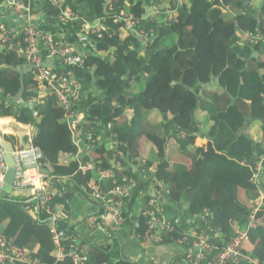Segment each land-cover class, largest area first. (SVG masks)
<instances>
[{"label":"trees","instance_id":"trees-1","mask_svg":"<svg viewBox=\"0 0 264 264\" xmlns=\"http://www.w3.org/2000/svg\"><path fill=\"white\" fill-rule=\"evenodd\" d=\"M73 1L67 0V4L88 19L111 17L121 10L132 13L140 20L137 29L153 30L154 34L145 44L124 23L110 20V29L101 37L91 35L93 51L87 55L86 67L71 68L83 83L97 82L103 90L102 98L82 103L88 116L85 127L99 125L103 141L92 150L86 148L91 154L79 157L85 161L72 158L67 164L60 163L61 152L76 155L84 147L79 149L73 143L63 106L55 95L48 94L36 106L27 103L29 98L39 95L33 67L1 42L0 91L12 101L9 104L4 99L0 101V118L15 117L18 122L31 124L36 129L33 142L42 149L54 172L69 176L65 186L63 183L59 186L64 191L55 197V202L65 206L69 217L74 199L85 197L83 189L93 177L92 171H79L81 164L100 161L94 167L113 169L123 161L130 169L131 164L140 165L141 160L130 156L128 163L127 154L140 155L150 163L158 162L155 175L169 188L170 203L182 197L191 217L208 214L211 221L204 224L208 240L225 245L239 225H244L254 206L252 201L259 195L251 178L258 157L264 156V0H186L177 7L173 19L163 23L147 14L157 5L163 12H170L176 7L174 0H77L79 5ZM256 2L260 4L255 6ZM109 4L114 9L110 14ZM167 4L170 6L165 8ZM259 6L261 13L255 17ZM247 31L259 37L258 44L245 37ZM46 33L55 41L57 51L68 46L57 36ZM255 51L259 53L256 57ZM47 55L45 51L43 61L53 73L67 71L64 65L57 64L58 56L50 59ZM17 99L24 103L16 105ZM128 110L132 113H127ZM196 111L200 112V119L196 118ZM168 122L169 130L165 128ZM198 135L209 140L206 148L194 145ZM142 141L150 145L143 146ZM109 142L115 145L111 147ZM171 142L179 153L191 159L189 164L168 159L167 146ZM123 176L134 175L130 170L115 168L118 183L123 182ZM150 184V179L138 181L127 206L124 229L113 239L101 245L90 243L67 219L58 217L56 230H65L69 236L64 242L65 258L56 260L52 234H42L33 255L42 262L77 264L71 255L74 251L71 244L75 242L71 236L76 235L79 240L75 251L86 250V259L80 264H146L122 254L124 239L141 233L142 238L137 241L142 243L179 244L186 232L176 222H172V229L146 234ZM21 200L15 194L0 191V233L19 246L29 247L39 222L20 211L24 204ZM47 216L40 213V219ZM253 224L243 250L264 263V217ZM181 245L185 247L184 254L175 257L172 264H189L188 244ZM210 260L213 255L201 264Z\"/></svg>","mask_w":264,"mask_h":264},{"label":"built area","instance_id":"built-area-1","mask_svg":"<svg viewBox=\"0 0 264 264\" xmlns=\"http://www.w3.org/2000/svg\"><path fill=\"white\" fill-rule=\"evenodd\" d=\"M186 0H174L176 7L171 9L167 20H172L178 6L184 4ZM47 2L58 11V20L62 24H71L77 18L78 14L67 4L64 0H47ZM108 10L113 11V5L109 4ZM9 14L12 20L2 19L4 14ZM174 13V14H173ZM111 17L101 19L98 23H93L88 26V33L98 35L101 37L104 31L110 29L109 21L114 23H124L128 30H136L140 20L136 19L132 13L124 10L112 13ZM35 13L31 12V8L21 0H0V42L7 44V49L17 52V55L26 60L30 66L33 67L32 72L37 77L38 96L31 97L27 100L30 105H37L43 103L48 94L55 95L61 102L64 109V118L72 134L73 143L82 149L83 145L91 150L103 141V136L98 132L95 125L86 128L85 120L88 118L84 110H82L83 101L81 92L83 89L82 82L71 71V68L79 67L84 69L86 67V56H82L73 47H63L57 51L55 41L48 35L40 26ZM139 35L137 33H134ZM245 37L252 43L258 44L259 37L251 31L244 32ZM48 51L47 57L56 59L58 56L60 61L57 64L64 65L67 71L60 73H53L43 61V53ZM7 96L0 91V101L6 99ZM12 101V100H11ZM10 101V102H11ZM6 101V104L10 103ZM16 105L23 104L21 100H15ZM18 117V116H17ZM17 119V118H15ZM22 127V126H21ZM110 127V125H109ZM29 148L16 143L12 145V156L15 167V182L14 190L17 192H27L36 195L38 203L42 209H48V203L54 197L64 191L65 188H59L61 183L67 182L61 176L52 174L53 166L45 157L42 149L33 142L34 134L28 132ZM111 147L115 144L109 142ZM80 152V151H79ZM81 153L74 155L75 158L80 159ZM73 155L71 153L63 152L61 162L67 164ZM123 156V154H121ZM127 159V158H126ZM100 162V161H99ZM95 163L94 164H99ZM126 162L131 163L128 159ZM125 162L119 161L114 165L113 169H103L100 165L95 166L90 162L80 165L79 170L82 173L92 171L96 177L92 178L87 186L84 187L85 193L89 194L95 201L98 202L96 212L90 218L89 229L98 235L106 238H112L116 231L123 227V223L128 218L127 209L128 203L132 201L133 189L137 187L138 181L150 179V205L146 209V214L149 215L148 229L146 234L152 231H167L173 228L174 222L170 217L167 218V196L169 195V188L167 185L155 179L156 170L154 168H146L142 163L140 165L131 164L132 167L126 168ZM9 166L6 159V151L0 144V191L4 185V179ZM115 168L123 171H131L134 176H123V182H119L115 178ZM255 175L252 181L255 183L259 195L256 199L257 208L250 215L244 225H239L237 233L225 245H218L210 242L206 236L207 228L204 224H208L211 218L205 214L198 218L199 226L193 233H185V236L179 241L181 244H188L186 251V258L189 264H201V261L208 259L209 255H213V260L206 264H262V262L255 257H251L243 250V242L247 239L248 232L251 226L256 222L257 211L264 206V156H261L256 163ZM132 177V178H131ZM113 181L114 184L109 183ZM55 183V191L53 184ZM138 203V201H137ZM129 215V214H128ZM58 216H55L57 219ZM217 236H220L218 233ZM67 237L65 230H56L55 226V248L57 250V261H62L65 258V247L63 241ZM133 239L142 238L141 233L133 234ZM75 242L71 244L74 249L72 254L75 260L80 263L86 259L84 252H77L75 243L78 237L73 235ZM156 239H160L157 237ZM190 250V252H189ZM57 261L55 264H58ZM23 264H49L32 258L29 250L20 248L8 241L3 235H0V263H17Z\"/></svg>","mask_w":264,"mask_h":264},{"label":"crops","instance_id":"crops-1","mask_svg":"<svg viewBox=\"0 0 264 264\" xmlns=\"http://www.w3.org/2000/svg\"><path fill=\"white\" fill-rule=\"evenodd\" d=\"M21 1H24L28 6L33 8V11L36 14L37 19L39 21L40 27L45 32H48V33L62 39L63 41L66 42L65 43L66 45H68L69 47L75 48L80 55L86 56L88 58V56H87L88 53L93 51V47H92L93 43L90 40L91 39L90 37H91V35H94V34L88 33V26L93 24V23H98L101 20L100 19L101 17L97 18V19H88L83 14H80L79 12L74 10L78 14V18L71 24H62L58 20V11L55 8H53L47 2V0H21ZM64 1H65V3H67V0H64ZM73 2H75L77 5H79V1L74 0ZM259 4H260V2H256L255 6H258ZM167 18H168L167 15L163 14V15H160L157 18V20H167ZM2 19L12 20V17L9 14L5 13L4 16H2ZM87 58H86V60H87ZM80 76L84 77L82 75H80ZM78 79L83 84L82 101L87 102L88 99H90V98H96V99L102 98L103 90L101 88H99L97 82L83 83V81L80 79V77ZM4 96H7L6 99H4L5 103H6V101L10 102L12 100V98L9 95H4ZM18 100H21V99H18ZM21 101H22V103L24 102L23 100H21ZM86 104H88V103H86ZM127 113H132V111L128 110ZM4 118H8V119H4ZM196 118L197 119L201 118V114L198 111H196ZM159 119H162V117H160ZM2 121H5L6 123L2 124ZM12 122H15V125L17 127L19 126V128H21V129L23 127V128H30V130L27 132H20L17 130V127L16 128H4V127H2L3 125H6V124H9ZM86 127H88V126H86ZM165 128L167 130L170 129V122L165 124ZM2 132H4L3 136H4L5 141H7L9 143H11V142L13 143L14 139H15L14 137H17V140L19 142H21L22 139L27 141L26 140V138H27L26 134L28 132L35 133L36 129L33 128L31 124H23L21 122L19 123L17 120H15L14 117H2V118H0V134H2ZM141 143H143V146L147 145V147L150 145V143H147L144 141H142ZM208 143H209V140L205 137H202L201 135L195 136V138H194V145L196 147L206 148L208 146ZM83 147H84V149L82 150V153L80 155L86 156V153L88 155V153H90V152L87 151L86 145H83ZM62 153L63 152H61L59 155V159H60L59 162L60 163H62L61 162ZM166 153H167L168 159L172 163L189 164L191 162V159H189L187 156H185V155H183L177 151V149L174 147L173 142H171L167 146V152ZM94 155H96V154H92L93 157H94ZM96 156L97 157H94V158H98V155H96ZM127 156L128 157L126 160H128L130 156H135L141 160V163L143 165L146 166L147 164H149V165H152L151 167L154 168L155 170L157 169V165H156L158 163L157 161H153L154 163H150L148 161V159H146V157H143L140 155L137 156V155L127 154ZM70 160H72V157ZM78 160H79V162H81V161H85L86 159L80 158ZM151 167H149V168H151ZM92 172H93V170H92ZM52 174H55L54 168L52 169ZM59 176H61L63 179H66L69 177L66 175H59ZM94 177H96V174L93 172L92 178H94ZM155 179L159 180V178L157 176H155ZM53 190L55 191V183L53 184ZM14 194H16V193H14ZM16 195H17V197H20L21 199L24 200V201L21 200V202H23L24 204H21L20 211L25 213V214L28 213L29 215H31L33 217V220H37L39 222V226L37 227V230L39 229V231L35 232L36 236H34L30 240V242L28 244L29 247H27L29 249H33V248L35 249V247L38 244H40L39 243L40 238L43 234V231L41 229H43V227L45 225L51 226L52 229L50 230V234H49V235H51V232L53 231V222L51 221L50 218H48V219L41 218L40 219V212L38 209V198L35 194L34 195H31V194L25 195V193H23V195H22V194L17 193ZM169 195L167 196L168 199H167V203H166L168 216L174 222L179 224L185 232L193 233L195 231V229H197V227L199 226V221H198L199 217L193 218L189 215L187 202L185 200H183L182 197H177V198H181V199H173L170 203ZM81 198L87 204L85 205V203L82 200V207L77 208L76 210L73 208L71 217L68 216V215H70L69 213L67 215L66 208L62 203L55 202V197L52 199L53 204L49 205V207H48L49 211L52 212L55 216L67 219L66 222H68V224L71 226L73 225L74 229L77 233H79L81 235H86L88 237L90 243H94V244L96 243V244L101 245L106 241V238L98 235L97 233H95L89 229L90 218L96 212L98 202L95 201L87 193H85V197L83 196ZM73 210H74V212H73ZM130 216H131V214H130ZM84 218H85V220L83 221ZM123 229H124V227L121 230H123ZM121 230H118L115 235H119V232ZM11 242L13 244H15L13 241H11ZM121 246H122V254L125 257L133 258V259H135L141 263H146V264H149V263H152V264H172L174 262L175 257L182 256L184 254V251H185V247L183 245H181L180 243L179 244H168V245H154L151 243L139 242V241H137V239H135V238L133 239V237H131L130 240L124 239ZM83 251L85 253L86 250L84 249ZM183 264H187V263L183 262ZM262 264H264V263L262 262Z\"/></svg>","mask_w":264,"mask_h":264},{"label":"rangeland","instance_id":"rangeland-1","mask_svg":"<svg viewBox=\"0 0 264 264\" xmlns=\"http://www.w3.org/2000/svg\"><path fill=\"white\" fill-rule=\"evenodd\" d=\"M168 6H170L169 4H167V5H165V8H167ZM152 10H150L149 12H148V14H147V16L148 17H154V18H158L160 15H163L164 14V12L159 8V6L157 5V6H155V7H152L151 8ZM174 14V13H173ZM167 15V17L169 16V14H166ZM157 22H161V23H163V22H165L166 20H156ZM133 32H135V33H137V34H139V37H141L142 38V40H143V42L146 44L147 42H149L151 39H153V37H154V34H153V30H149V31H145L144 30V28H141V29H136V30H134ZM215 84H216V82H215ZM217 85V84H216ZM81 96H82V92H81ZM2 127H4V128H16L17 126L15 125V122H12V123H9V124H6V125H3ZM17 130L18 131H20V132H25V131H29L30 130V128H19V126L17 127ZM4 133V132H3ZM34 134V133H33ZM15 139H14V141H16L17 140V137H14ZM26 140L28 141V138H26ZM27 141H25V140H23L22 139V141L21 142H18L19 144H21V145H25V144H27L28 142ZM261 156H263V155H261ZM261 156H259L258 157V161H259V159H260V157ZM94 157H97L96 155H94ZM257 161V162H258ZM255 170V169H254ZM256 173V172H255ZM255 173H254V175H255ZM254 175H252V178H253V176ZM252 178H251V181H252ZM262 179L264 180V175L262 176ZM253 182V181H252ZM254 183V182H253ZM14 193H18V194H22L23 195V193H25V195H29L30 193H27V192H17V191H15V190H13V192L12 193H10V195L11 194H14ZM15 194V195H16ZM32 195V194H31ZM258 198V197H257ZM256 198V199H257ZM256 199L255 200H253L252 201V204H254V206H253V208L251 209V212L249 213V215H248V217H247V219L250 217V215H252V213L256 210V208H257V204H256ZM82 198L81 197H78V198H76L74 201H73V208L76 210L77 208H80V207H82ZM250 200V199H249ZM83 202L85 203V201L83 200ZM53 204V200L52 201H50L49 203H48V207H49V205H52ZM87 203H85V205H86ZM249 204V206H251V203L249 202L248 203ZM38 209H39V212L40 213H45V214H47L48 216H47V219L48 218H50L51 219V221L53 222V231L51 232V234H52V241H53V245H54V247H55V240H54V235H55V215L52 213V212H50L49 211V208L48 209H42L41 207H40V205H39V203H38ZM260 212H262V214H259ZM85 216V215H84ZM83 216V217H84ZM261 216H263L264 217V206L262 207V208H260L258 211H257V214H256V220L257 219H261ZM52 229V227L51 226H48V225H45L44 227H43V229H41L42 231H43V235L44 236H48L49 234H50V230ZM250 230H251V228H250ZM249 230V231H250ZM36 231H39V229L38 230H36ZM249 233V232H248ZM0 235H3L8 241H10L11 242V240H9L3 233H0ZM71 238H73V236H71ZM69 239V236L67 235V237L65 238V240L63 241V245H64V247H65V251H66V245H65V241H67ZM78 240H79V238H78ZM244 243V242H243ZM16 245V244H15ZM16 246H18V247H20V248H23V249H26V250H29L30 251V253H31V257L32 258H36V259H39V257H36V256H34L33 255V249H29V248H27V247H22V246H19V245H16ZM245 252V251H244ZM245 253H247V252H245ZM247 254H249V253H247ZM72 255V257L74 258V260H75V256L73 255V254H71ZM250 255V254H249ZM251 256V255H250ZM252 257V256H251ZM40 260V259H39ZM260 260V259H259ZM261 261V260H260ZM75 262H77L76 260H75ZM44 263H48V262H44ZM4 264H23V263H21V262H17V263H4ZM49 264H55V262H53V263H49ZM77 264H80V263H78L77 262ZM242 264H245V263H242Z\"/></svg>","mask_w":264,"mask_h":264},{"label":"water","instance_id":"water-1","mask_svg":"<svg viewBox=\"0 0 264 264\" xmlns=\"http://www.w3.org/2000/svg\"><path fill=\"white\" fill-rule=\"evenodd\" d=\"M30 7V6H29ZM31 8V12L34 13L33 8ZM261 13V8L259 7L258 11L256 13H254V16L257 17L259 16ZM40 26V25H39ZM258 51H255L253 56H258ZM235 102V99L233 100V103ZM0 144L4 147L5 151H6V159H7V163H8V170L6 172L5 175V179H4V185L2 187V190L6 193H12L14 190V182H15V167H14V159L12 156V150L13 147L11 145V143L5 141L3 134H0ZM24 147L29 148L30 144L27 143L24 145ZM75 159V157H72Z\"/></svg>","mask_w":264,"mask_h":264},{"label":"clouds","instance_id":"clouds-1","mask_svg":"<svg viewBox=\"0 0 264 264\" xmlns=\"http://www.w3.org/2000/svg\"><path fill=\"white\" fill-rule=\"evenodd\" d=\"M14 118H15V117H14ZM15 120H16V119H15ZM19 123H20V122H19ZM32 127H33V126H32ZM22 128H23V127H22ZM33 128H34V127H33ZM25 132H27V131H25ZM31 133H32V132H31ZM2 134H3V132H2ZM35 134H36V132L34 133V136H35ZM34 136H33V137H34ZM18 142H19L18 140H16V142H14V143L11 142V145H14V144H16V143H18ZM72 157H74V155H73ZM127 219H128V218H127ZM127 219H126L125 221H127ZM122 228H123V227H122ZM122 228H121V229H122ZM121 229H120V230H121ZM116 232H117V231H116ZM115 234H116V233H115ZM115 234L113 235L112 238H114ZM112 238H110V239H112ZM110 239H108V240H110ZM108 240L106 239V241H108Z\"/></svg>","mask_w":264,"mask_h":264},{"label":"bare ground","instance_id":"bare-ground-1","mask_svg":"<svg viewBox=\"0 0 264 264\" xmlns=\"http://www.w3.org/2000/svg\"><path fill=\"white\" fill-rule=\"evenodd\" d=\"M112 12H113V11H111V12L109 11L108 14H110V13H112ZM108 14H107V15H108ZM100 19H104V17H102V18H100ZM96 35H97V34H96ZM4 123H6V122H5V121H2V124H4Z\"/></svg>","mask_w":264,"mask_h":264}]
</instances>
